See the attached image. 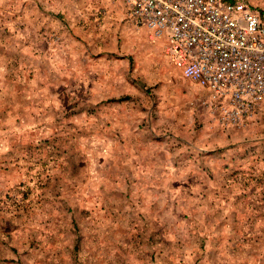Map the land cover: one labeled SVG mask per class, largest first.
Instances as JSON below:
<instances>
[{
	"label": "rangeland",
	"instance_id": "rangeland-1",
	"mask_svg": "<svg viewBox=\"0 0 264 264\" xmlns=\"http://www.w3.org/2000/svg\"><path fill=\"white\" fill-rule=\"evenodd\" d=\"M151 43L125 0H0V264H264V104L222 127ZM166 154L189 195L153 192Z\"/></svg>",
	"mask_w": 264,
	"mask_h": 264
},
{
	"label": "built area",
	"instance_id": "built-area-1",
	"mask_svg": "<svg viewBox=\"0 0 264 264\" xmlns=\"http://www.w3.org/2000/svg\"><path fill=\"white\" fill-rule=\"evenodd\" d=\"M128 18L170 64L204 88L222 127L241 128L264 104V22L241 0H125Z\"/></svg>",
	"mask_w": 264,
	"mask_h": 264
},
{
	"label": "crops",
	"instance_id": "crops-1",
	"mask_svg": "<svg viewBox=\"0 0 264 264\" xmlns=\"http://www.w3.org/2000/svg\"><path fill=\"white\" fill-rule=\"evenodd\" d=\"M142 30L146 33V31L144 29H142ZM67 53H63L64 61H66V62H67V58H69ZM159 53L165 57V55L163 53L162 45L160 42H156V43H154V45L153 44L152 45L147 44L146 51H145V57L147 58V60L151 61V63L154 62L157 59V57H159L158 56V55H160ZM81 57H83V59H85V57H87V55L81 54ZM70 66H71V63L68 64V62H67L65 67H70ZM174 69L176 70V68H174ZM167 77L171 78V76H167ZM181 77H183L182 74H181ZM184 79H187V78H184ZM191 82H193V81H191ZM194 84L197 86V89H199V92L202 90L204 92H206L204 88L200 87L195 82H194ZM200 131H202V135L205 137H207L209 135H211V137H215V136L222 133V130L216 126L212 127V128L205 126ZM209 132H211V133H209ZM186 136H187V134L183 135V137H186ZM201 140H202V137H201V134L199 133V143H197V141H196L197 146L205 147V145H207L208 143H206V142H205V144L200 143ZM211 146H214V144L212 143ZM186 147L184 149H186ZM184 149H181V150L183 151ZM156 158L159 159L158 157H156ZM201 159H202V157H201ZM159 160L160 161L155 162V166L153 168L154 171H152V170L148 171L149 173L150 172L156 173L155 176H153V179H159V180L162 179L163 180L162 184H161L163 186L158 187L159 185H157V188L155 187L153 192L156 193V191L157 192L161 191L162 194L166 196L168 193L173 192V189L175 186L178 188L180 193L185 192L188 194L190 192V189L187 191V188H190L189 186H193V184L188 183L189 180L187 177L189 174H191L190 178H192V179H193V177L197 178L199 176V172H198L199 171V156H198V158L196 156L188 157V156H185V154H184V156H181L180 159H177V157L174 154H166L164 156H160ZM203 160L212 167L211 174L212 175L214 173L217 174L216 173L217 170H215V167L219 165L220 160L218 159V155L212 154L211 157H209V158L205 157V158H203ZM192 169H196L198 171H190ZM207 172L210 173V171H207ZM150 175H151V173H150ZM224 175H227V174H224ZM173 178H174V181H173ZM167 183H170L173 186H166ZM212 186L213 185H210V186H207L206 188L201 189V186L199 187V185H195V188H196L197 192H201L202 194H204V193L213 194V193L217 192V188L216 187L214 188ZM186 223H187V220L182 222L183 225ZM182 238H187V236L182 235ZM182 251H183V246L181 249V253H182Z\"/></svg>",
	"mask_w": 264,
	"mask_h": 264
}]
</instances>
